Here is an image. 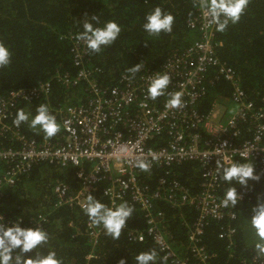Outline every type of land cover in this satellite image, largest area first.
Listing matches in <instances>:
<instances>
[{"label":"trees","instance_id":"1","mask_svg":"<svg viewBox=\"0 0 264 264\" xmlns=\"http://www.w3.org/2000/svg\"><path fill=\"white\" fill-rule=\"evenodd\" d=\"M156 7L174 16L171 33L149 35L144 31L145 17ZM198 14L195 0H0V43L11 52V63L0 69V99L10 91L31 88L40 82H51L52 90L47 99L31 103H20L19 110L34 116L40 104H46L49 111L80 104L85 101L84 87L66 90L56 76L69 73L76 75L70 37H77L84 31L83 24L92 16L98 17L96 27H103L115 21L122 31L120 37L110 46L102 47L100 52L90 50L87 66L95 70L93 77L104 87L120 85L124 74L137 65L157 70L175 53L191 47L198 34L188 28V22ZM217 55L222 63L232 67L239 83L246 91L254 111L264 110V0H249L245 14L237 24L229 22L224 32H216ZM218 71L210 72L205 82L206 94L198 105L201 114L209 113L215 104L228 105L233 86L223 78L217 79ZM233 110L229 113L232 116ZM60 131L51 141L63 140L61 120L56 118ZM251 121V120H250ZM260 123L264 124V118ZM22 132L30 140L43 141V132L30 127V121L21 124ZM243 140L252 138L246 123L241 126ZM241 139V140H242ZM240 140V142H241ZM163 136L157 144L165 145ZM238 163H251L237 159ZM253 164V163H251ZM254 165V164H253ZM255 167L259 181L250 180L242 186L222 179L220 196L234 187L238 195H243L236 207V219L208 220L204 227L203 246L211 254L209 264H244L254 258L264 261L257 254L255 238L250 227L252 209L258 202H264V172ZM7 169L0 165V173ZM203 168L199 163L156 166L142 171L141 180L152 190L161 189V180L167 187L173 182L185 186L191 194L199 196L204 192ZM62 183L69 189V195L76 196L81 190V182L75 170H63L58 166L41 163L23 176L14 187H5L0 198V212L12 222L28 224L37 214H44L49 222L43 230L49 235L48 242L40 245L29 256H46L55 251L62 264H135V257L142 252L155 250L157 264H163V254L157 244L147 237L145 242H136L131 235L145 232L147 228L144 213L132 205L133 216L128 220V230L115 240L104 233L99 243L93 245L86 236L90 220L82 207L64 205L56 207L54 188ZM109 207L102 188L92 194ZM156 209L165 213L167 233L172 247L193 261L187 245L191 226L199 217L194 206L177 209L166 202L156 204ZM165 222V223H166ZM235 230L232 239L221 238L227 229ZM92 256L91 259H87Z\"/></svg>","mask_w":264,"mask_h":264},{"label":"built area","instance_id":"2","mask_svg":"<svg viewBox=\"0 0 264 264\" xmlns=\"http://www.w3.org/2000/svg\"><path fill=\"white\" fill-rule=\"evenodd\" d=\"M195 2L198 14L189 20L188 28L198 34V39L191 47L172 55L157 70L140 64L138 72L124 74L120 85L114 87H104L95 80V70L87 66L90 49L83 40L70 37L78 72L76 75L58 74L56 79L68 91L84 87L86 98L80 104L49 111L61 120L63 140H30L22 132L21 125L17 127L13 123L20 103L49 97L51 82L14 89L0 99V165H7L0 173V198L5 187H14L35 165L49 163L63 170L74 169L81 190L76 196H68V187L57 184L54 188L57 208L64 205L82 207L89 194L102 188L109 208L129 198L131 204L144 213L146 231L131 235L132 239L145 242L150 237L163 254V264L210 263L212 256L203 246L207 221L236 219L233 207L222 205L224 196L219 195L222 167L218 170L217 162L227 167L241 159L264 172V124L260 123L264 110L254 111L255 104L239 83L235 70L221 62L216 50L215 26H209L202 15L203 0ZM214 69L218 71L217 79L223 78L233 86L229 110L226 109L228 114L234 111L232 116L224 118L218 104L206 114L198 110L206 94L205 82ZM157 73L168 74L171 82L164 96L151 100L147 98V89L150 79ZM175 92L183 93V106L167 109L168 94ZM243 123L250 127L252 138L242 139L240 126ZM163 136L167 144L162 146L157 140ZM139 161L146 162L149 169L199 163L204 173V192L195 196L176 181L167 187L165 180L160 182L161 189L152 190L142 183L143 170L136 167ZM239 196L240 200L244 197ZM160 202L177 209L187 206L198 209L199 217L190 228L187 245L193 261L172 247L165 213L156 209ZM48 222L46 215L37 214L21 226L43 229ZM13 223L17 222L8 220L0 212V227H11ZM104 233L102 226L94 227L91 223L86 229V236L93 245L99 243ZM234 234L235 230L228 228L220 237L231 240ZM244 264H264V261L256 257Z\"/></svg>","mask_w":264,"mask_h":264},{"label":"clouds","instance_id":"3","mask_svg":"<svg viewBox=\"0 0 264 264\" xmlns=\"http://www.w3.org/2000/svg\"><path fill=\"white\" fill-rule=\"evenodd\" d=\"M248 4L249 0H203L200 7L208 25H214L216 31L224 32L229 22L231 24L240 22ZM174 20L173 15L166 14L160 7H156L145 17L143 28L149 35L171 33ZM92 21L98 23V17L92 16L90 20H86L83 24L84 31L77 36V39L83 40L91 51L100 52L102 47L112 45L120 37L122 29L115 21H109L103 27H96ZM10 63L11 52L0 43V69L9 66ZM140 67V65L134 66L129 71L134 74L140 70ZM170 82L171 78L168 74L157 73L150 79L147 98L156 100L164 96ZM182 97V92L169 93L165 107L167 109L182 107ZM29 121L30 127L43 132L46 139L54 137L60 131V125L55 116L50 114L46 104H40L34 116L19 110L13 123L19 127ZM225 160L227 161V157ZM136 167L144 171L149 169V165L144 161L137 162ZM221 167L222 179L229 184L236 181L246 187L250 180H260L251 163L232 162L230 166L223 167L218 161L217 169L220 170ZM240 199L236 188L231 187L226 191L222 205L236 207ZM82 209L88 216L91 226H102L105 233L115 240L120 239L134 212V208L127 202L109 208L91 194L88 195ZM252 213L249 223L255 238V249L259 256L264 257V202H258ZM21 223L22 221L13 223L11 227H0V264H62L55 251H50L46 256L39 254L35 257L29 256V253L48 242L49 235L40 227L24 228ZM157 261L158 255L155 250L142 252L135 257V264H157ZM121 264H127V261H121Z\"/></svg>","mask_w":264,"mask_h":264},{"label":"crops","instance_id":"4","mask_svg":"<svg viewBox=\"0 0 264 264\" xmlns=\"http://www.w3.org/2000/svg\"><path fill=\"white\" fill-rule=\"evenodd\" d=\"M220 109H221V113L223 114V116H224V118L226 117V116H228V110H229V107H224L223 105H220ZM226 109H228V110H226Z\"/></svg>","mask_w":264,"mask_h":264},{"label":"rangeland","instance_id":"5","mask_svg":"<svg viewBox=\"0 0 264 264\" xmlns=\"http://www.w3.org/2000/svg\"><path fill=\"white\" fill-rule=\"evenodd\" d=\"M224 107H226V108H227V107H229V105H224Z\"/></svg>","mask_w":264,"mask_h":264}]
</instances>
